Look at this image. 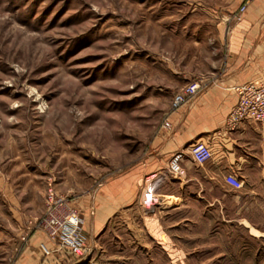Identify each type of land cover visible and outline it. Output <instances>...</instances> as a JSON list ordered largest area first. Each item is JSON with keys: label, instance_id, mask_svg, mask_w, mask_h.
<instances>
[{"label": "rangeland", "instance_id": "rangeland-1", "mask_svg": "<svg viewBox=\"0 0 264 264\" xmlns=\"http://www.w3.org/2000/svg\"><path fill=\"white\" fill-rule=\"evenodd\" d=\"M216 1L0 0V264L28 239L30 219L45 230L50 190L82 217L88 252L90 194L141 164L169 115L195 97L175 107L176 95L217 63ZM167 170L157 183L145 176L128 210L135 225L183 205L166 182L185 171ZM256 186L249 198H225L226 224L211 216L194 237L180 229L174 260L161 247L154 260L137 256L145 233L125 232L127 262L264 264V182ZM146 192L158 197L156 213L143 209Z\"/></svg>", "mask_w": 264, "mask_h": 264}, {"label": "crops", "instance_id": "crops-1", "mask_svg": "<svg viewBox=\"0 0 264 264\" xmlns=\"http://www.w3.org/2000/svg\"><path fill=\"white\" fill-rule=\"evenodd\" d=\"M242 1L217 0L212 9L216 32L208 40L212 55L218 57L216 64L204 69L203 91L169 115L170 125L155 134L150 153L140 165L90 194L89 208L83 212L88 253L76 255L61 248L37 225L36 217L28 221L32 233L21 242L11 264H130L126 260L130 252L122 238L131 231L137 238L144 232L147 238L143 248L134 251L137 256L154 260L155 247H161L171 261L180 229L191 232L185 237H194L196 225L206 224L208 230L211 216L217 217L218 226L226 224L231 210L225 206V198L256 195V184L264 182V123L243 122L235 130L226 123L238 101L234 87L264 80V0L251 3L238 20L234 13ZM197 140L213 150V157L204 164L194 162L188 154ZM181 150L187 152L185 175L166 183L170 194L183 205L135 225L128 210L145 176L157 183L168 171L172 155ZM230 182L238 183L239 188Z\"/></svg>", "mask_w": 264, "mask_h": 264}, {"label": "built area", "instance_id": "built-area-1", "mask_svg": "<svg viewBox=\"0 0 264 264\" xmlns=\"http://www.w3.org/2000/svg\"><path fill=\"white\" fill-rule=\"evenodd\" d=\"M255 1L243 0L238 16L241 17L248 6ZM204 88L205 85L202 80L190 83L184 92L176 95L174 106L184 104ZM234 89L238 94V101L228 115L227 127L230 130H235L243 122L264 123V80L246 82L235 86ZM169 125L170 122H167L166 126ZM186 154L187 152L181 150L172 155L169 161L171 173L177 176L184 173L183 160ZM188 154L194 162L204 164L213 157V150L208 143L197 140L190 145ZM48 199V207L46 215L42 219V226L49 237L61 248L69 250L73 254L82 255V217L77 210L69 205L65 197L56 194L53 190H50ZM157 202L158 197H150L149 192H146V195L141 199L143 209L148 213H156L158 206L161 205Z\"/></svg>", "mask_w": 264, "mask_h": 264}]
</instances>
